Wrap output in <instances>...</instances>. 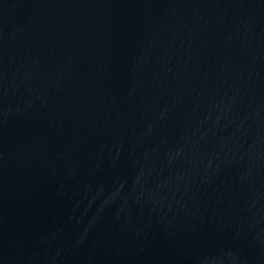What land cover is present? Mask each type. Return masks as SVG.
<instances>
[{
    "label": "water",
    "instance_id": "water-1",
    "mask_svg": "<svg viewBox=\"0 0 264 264\" xmlns=\"http://www.w3.org/2000/svg\"><path fill=\"white\" fill-rule=\"evenodd\" d=\"M0 264H264V0H0Z\"/></svg>",
    "mask_w": 264,
    "mask_h": 264
}]
</instances>
